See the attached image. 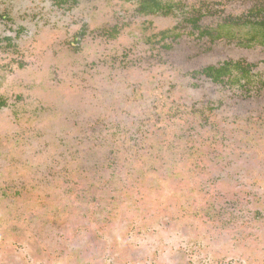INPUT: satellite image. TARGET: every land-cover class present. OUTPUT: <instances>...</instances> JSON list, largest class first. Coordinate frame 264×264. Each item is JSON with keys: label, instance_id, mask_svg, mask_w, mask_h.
Returning <instances> with one entry per match:
<instances>
[{"label": "rangeland", "instance_id": "1", "mask_svg": "<svg viewBox=\"0 0 264 264\" xmlns=\"http://www.w3.org/2000/svg\"><path fill=\"white\" fill-rule=\"evenodd\" d=\"M162 1L0 0V264H264L258 1Z\"/></svg>", "mask_w": 264, "mask_h": 264}, {"label": "flooded vegetation", "instance_id": "2", "mask_svg": "<svg viewBox=\"0 0 264 264\" xmlns=\"http://www.w3.org/2000/svg\"><path fill=\"white\" fill-rule=\"evenodd\" d=\"M67 0H60V3H64V2H66ZM78 1V0H77ZM144 1H146L145 3L146 4H148L149 6H151L152 7V10L151 11H149V12H143L141 9H142V6H143V2ZM258 2H257V7H255L254 9H252L249 13H248V15H249V18H248V20H246V21H243V24H242V27L241 28H243V29H247L248 31H249V36H251V38L249 39L250 40V42L251 43H253V41H258V42H261V43H263L264 44V35H262L261 36V34H258V32H256L255 30H254V27L257 29L258 27H259V24L260 23H263L264 24V0H257ZM72 2H76V0H72ZM159 4H157V3ZM144 3V4H145ZM157 5H158V7H157ZM174 10H175V6H174V4H170V3H166V2H164V1H162V0H140V2H139V7H138V11L141 13V14H143V15H156V14H159V15H164V16H168L170 13H173L174 12ZM248 15H246V16H244L245 18L246 17H248ZM6 18V17H5ZM11 18V20H13V17L11 16L10 17ZM251 18V19H250ZM232 20H234V19H232ZM236 20V19H235ZM192 22H194L195 24H194V27H195V29H199V26H198V21H197V19H194ZM229 25L230 24H224V25H222L221 26V28H219V34H218V36H227V37H233V31L230 29V27H229ZM260 30V28L258 29V31ZM202 33H204V35H211L212 36V34L210 33V31H205V32H202ZM6 42H8V44H6V46H11V39H7L6 40ZM3 45H2V43H0V47H2ZM245 46H249V45H245ZM236 63H241V62H236ZM243 66H244V63H241ZM226 65V64H225ZM224 65V66H225ZM221 67H223V66H221ZM246 69H248V71H249V73H248V77L247 78H240V79H237V76H238V74H239V72L238 71H232L231 73H229L228 74V76H230V75H232V74H234L235 75V73H237L236 74V81H246V80H248V81H250L251 80V74H252V70H253V65L252 64H250V65H248V64H245V66H244ZM207 68H209V67H207ZM206 68V69H207ZM216 68V67H215ZM218 68H220V67H218ZM205 70V69H204ZM203 70V71H204ZM203 71L201 72L202 73V75H204L206 78H208L205 74H203ZM224 79L225 78H229V77H227V76H225V77H223ZM208 79H210V78H208ZM224 79H222V81L221 82H219V83H223V80ZM213 83H215V84H218V83H216V82H214L212 79H210ZM6 106V102L4 101V100H2L1 98H0V109H2V108H4Z\"/></svg>", "mask_w": 264, "mask_h": 264}, {"label": "trees", "instance_id": "3", "mask_svg": "<svg viewBox=\"0 0 264 264\" xmlns=\"http://www.w3.org/2000/svg\"><path fill=\"white\" fill-rule=\"evenodd\" d=\"M145 2L146 1L142 3L143 6L141 10L146 13L151 11L152 7L146 4ZM259 28L260 30L258 31ZM254 30L258 32V34H261V36L264 35V24L260 23L257 29L254 27ZM235 70L239 72L237 79L248 77L249 71L241 63H227L225 66L220 68L209 67L203 71V74H205L208 78L212 79L214 82L219 83L222 81L223 77L228 76L229 73Z\"/></svg>", "mask_w": 264, "mask_h": 264}]
</instances>
